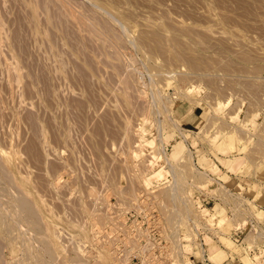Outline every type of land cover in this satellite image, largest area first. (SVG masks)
<instances>
[{"label":"rangeland","instance_id":"1","mask_svg":"<svg viewBox=\"0 0 264 264\" xmlns=\"http://www.w3.org/2000/svg\"><path fill=\"white\" fill-rule=\"evenodd\" d=\"M44 1L0 0V264H145L148 225L156 264L220 261L219 244L246 262L232 234L260 240L264 215V0H57L92 34Z\"/></svg>","mask_w":264,"mask_h":264},{"label":"bare ground","instance_id":"2","mask_svg":"<svg viewBox=\"0 0 264 264\" xmlns=\"http://www.w3.org/2000/svg\"><path fill=\"white\" fill-rule=\"evenodd\" d=\"M3 1H4V0H3ZM12 1H13V0H12ZM19 1H20V0H19ZM40 1H41V0H40ZM50 1H51V0H50ZM52 1H53V0H52ZM52 1H51V2H52ZM59 1L61 2V0H59ZM15 2H16V0H15ZM34 2H35V0H34ZM43 2H45V1L43 0ZM51 2H50V3H51ZM54 2H56V5L59 7V5H58V3H57V0H54L53 3H54ZM60 2H59V3H60ZM45 3H46V2H45ZM50 3L48 2V4H50ZM23 4H24V3H23ZM34 4H36V3H34ZM39 4H40V3H38V5H39ZM48 4H47V5H48ZM63 4H64V3H63ZM63 4L61 3V4H60V7H63V6H61V5H63ZM76 4H77V3H76ZM1 5H2V7H3L4 4H1ZM19 5H20V4H18V6H19ZM30 5H31V0H30ZM42 5H43V4H42ZM45 5H46V4H45ZM67 5H68V4H67ZM71 5H72V4H71ZM78 5H80V4L78 3ZM82 5H83V4H82ZM52 6H53V5H52ZM54 6H55V5H54ZM69 6H70V5H69ZM76 6H77V5H76ZM38 7H39V6H38ZM40 7H41V5H40ZM55 7H56V6H55ZM60 7H59V8H60ZM64 7L66 8L67 6H64ZM64 7H63V8H64ZM18 8H19V7H18ZM18 8H17V9H18ZM23 8H24V7H23ZM31 8H32V7H31ZM44 8H45V7H44ZM52 8H53V7H52ZM59 8H57V9H59ZM63 8H62V9H63ZM80 8H82V7H80ZM3 9H4V8H3ZM34 9H35V7H34ZM34 9H33V10H34ZM55 9H56V8H55ZM69 9H70V8L67 7V9H65V10H66L65 13H66L67 10H69ZM72 9H73V8H72ZM77 9H78V8H77ZM5 10H6V9H5ZM21 10H22V9H21ZM48 10H49V9H48ZM53 10H54V9H53ZM53 10H52V11H53ZM59 10H61V8H60ZM63 10H64V9H63ZM63 10H61V11L64 12ZM82 10H83V9H82ZM22 11H23V10H22ZM22 11H21V13H22ZM61 11H60V12H61ZM69 11H70V12H69ZM69 11H68L69 13H73V14L75 13V12H72L71 9H70ZM85 11H86V10H85ZM85 11H84V12H85ZM88 11L90 12L89 9H88ZM26 12H27V11H26ZM36 12H37V11H36ZM39 12H41V11H39ZM48 12H49V11H48ZM57 12H58V10H57ZM62 12H61V13H62ZM68 12H67V13H68ZM81 12H83V11H81ZM86 12H87V11H86ZM92 12H93V11H92ZM23 13H24V12H23ZM27 13H28V12H27ZM34 13H35V12H34ZM55 13H56V12H55ZM65 13H62V14H63V17L66 18V14H65ZM79 13H80V12H79ZM35 14H36V13H35ZM38 14H40V13H38ZM41 14H42V12H41ZM41 14H40V15H41ZM58 14H59V13H58ZM64 14H65V15H64ZM77 14H78V12H77ZM77 14L75 13L74 15H75L76 17H79V16H77ZM80 14H81V13H80ZM107 14H109V13H107ZM24 15H25V14H24ZM42 15H43V14H42ZM46 15H47V14H46ZM53 15H54V14H53ZM56 15H57V14H56ZM67 15H69V14H67ZM84 15H85V13H84ZM87 15H88V13H87ZM36 16H38V15H36ZM43 16H45V15H43ZM49 16H50V15H49ZM72 16H73V15H72ZM89 16H90V15H89ZM17 17L19 18V17H21V16H17ZM39 17H40V16H39ZM39 17H37V18H39ZM57 17H58V16H57ZM76 17H75V18H76ZM80 17H81V15H80ZM80 17H79V19H78V18L76 19V23H77L76 25H77V26L79 25V23H78L79 21H77V20H80V26H79V28L82 27V26H81V23H82L81 21H83L82 18L80 19ZM87 17H88V16H87ZM91 17H94V16L92 15ZM22 18H24V17H22ZM27 18H29V20H30V16L27 17ZM40 18H41V17H40ZM44 18H45V17H44ZM68 18H71V17L68 16ZM66 19H67V18H66ZM102 19H103V18H102ZM18 20H19V19H18ZM46 20H48V17H47ZM55 20H56V19H55ZM104 20H105V19H104ZM31 21H32V19H31ZM41 21H42V19H41ZM61 21H63V20H61ZM64 21H65V20H64ZM69 21H71V23L74 22L73 18H72L71 20L69 19ZM72 21H73V22H72ZM89 21H90V19H89ZM12 22H13V20H12ZM15 22H17V21H15ZM48 22H49V23H50V22H53V20L51 21V18H49V21H48ZM59 22H60V21H59ZM83 22H84V23L82 24V25H83V29H85V28H87L89 25H87V24L85 25L86 22H85V21H83ZM92 22H93V21H92ZM94 22H95V21H94ZM96 22H97V21H96ZM99 22H100V21H99ZM0 23H2V21H1ZM3 23H4V22H3ZM23 23H24V22H23ZM44 23H45V22H44ZM87 23H89V22L87 21ZM30 24H31V23H30ZM52 24H53V23H52ZM61 24H62V23H61ZM103 24H104V23H103ZM105 24H106V23H105ZM28 25H29V24H28ZM32 25H33V24H32ZM32 25H31V26H32ZM84 25H85V28H84ZM101 25H102V24H101ZM101 25H100V26H101ZM3 26H5V25H3ZM8 26H9V25H8ZM20 26H21V25H20ZM24 26H25V25H24ZM59 26H60V25H59ZM69 26H70V25H69ZM108 26H109V25H108ZM1 27H2V26H1ZM1 27H0V28H1ZM26 27H27V25H26ZM43 27H44V26H43ZM47 27H48V26H47ZM101 27H102V29H105V28H103V26H101ZM104 27H105V26H104ZM106 27H107V25H106ZM111 27H112V26H111ZM111 27H110V28H111ZM33 28H34V27H33ZM89 28H90V26H89ZM89 28H87V30H89ZM98 28H99V27H98ZM107 28H108V27H107ZM2 29H3V28H1V30H2ZM23 29H24V28H23ZM39 29H40V28H39ZM47 29H48V28H47ZM75 29H76V28H75ZM95 29H96V28H95ZM95 29L91 27V28H90V33H91V32H94V31L97 32V30H95ZM80 30H81V29H80ZM93 30H94V31H93ZM3 31H4V30H3ZM12 31H13V30H12ZM28 31H29V30H28ZM30 31H31V30H30ZM49 31H50V30H49ZM81 31H84V30H81ZM81 31H80V32H81ZM103 31H105V30H103ZM113 31H114V30H113ZM32 32H33V31H32ZM35 32H36V31H35ZM77 32H78V31H77ZM86 32H87V31H85V33H86ZM105 32H107V31H105ZM118 32H119V31H118ZM1 33H2V32H1ZM12 33H14V32H12ZM36 33H37V32H36ZM63 33H64V32H63ZM78 33H79V32H78ZM82 33H83V32H82ZM82 33H81V35H82ZM87 33H88V32H87ZM98 33H99V32H98ZM6 34H7V33H6ZM6 34H5V35H6ZM37 34H38V33H37ZM60 34H61V33H60ZM88 34H89V33H88ZM91 34H92V33H91ZM106 34H107V33H106ZM77 35H78V34H77ZM116 35H118V34H115V36H116ZM120 35H121V34H120ZM2 36L4 37V34H2ZM66 36H67V35H66ZM78 36H79V35H78ZM95 36H96V35H95ZM95 36H94L93 38H95ZM105 36H107V35H105ZM110 36H111V35H110ZM113 36H114V35H113ZM115 36H114V37H115ZM5 37H6V36H5ZM7 37H8V36H7ZM52 37H53V36H52ZM58 37H59V36H58ZM80 37H81V36H80ZM122 37H123V36H122ZM1 38H2V37H1ZM13 38H14V37H13ZM15 38H16V37H15ZM82 38H83V37H82ZM93 38H92V39H93ZM101 38H102V37H101ZM2 39H3V38H2ZM17 39H18V38H17ZM87 39H88V38H87ZM109 39H110V38H109ZM111 39H112V38H111ZM120 39H121V38H120ZM52 40H53V39H52ZM52 40H51V41H52ZM56 40H57V39H55L54 41H56ZM90 40H91V39H90ZM101 40H103V39H100V41H101ZM112 40H113V39H112ZM114 40H115V39H114ZM6 41H7V40H6ZM11 41H12V40H11ZM43 41L45 42L46 40H43ZM62 41H63V39H62ZM93 41H94V40H93ZM103 41H104V40H103ZM103 41H101V42H103ZM115 41H117V40H115ZM125 41H126V40H125ZM46 42H47V41H46ZM60 42H61V41H60ZM95 42H97V41H95ZM118 42H120V41H118ZM4 43H5V42H4ZM55 43H56V42H55ZM77 43H78V42H77ZM77 43H76V44H77ZM91 43H92V42H91ZM104 43H105V42H104ZM115 43H117V42H115ZM1 44H2V43H1ZM18 44H20V42H19ZM47 44H48V43H47ZM59 44H60V43H59ZM71 44H72V43H71ZM106 44H108V43H106ZM112 44H113V43H112ZM4 45H5V44H4ZM55 45H56V44H55ZM73 45H74V44H73ZM90 45H91V44H90ZM95 45H96V44H95ZM97 45H98V43H97ZM97 45H96V46H97ZM104 45H105V44H104ZM117 45H118V43H117ZM12 46H13V44H12ZM70 46H71V45H70ZM121 46H123V45L121 44ZM1 47H2V46H1ZM5 47H6V46H5ZM19 47H20V46H19ZM59 47H60V45H59ZM62 47H63V46H62ZM97 47H98V46H97ZM108 47H109V46H108ZM14 48H15V47H14ZM53 48H55V47H53ZM71 48H72V46H71ZM47 49H48V48H47ZM57 49H58V47H57ZM59 49H60V48H59ZM96 49H97V48H96ZM112 49H113V48H112ZM5 50H6V49H5ZM98 50H99V49H98ZM1 51H2V50H1ZM48 51H49V50H48ZM50 51H51V50H50ZM115 51H116V50H115ZM115 51H114V52H115ZM2 52H3V51H2ZM55 52H56V51H55ZM109 52H113V50H112V51H109ZM0 53H1V52H0ZM16 53H17V52H16ZM47 53H49V52H47ZM56 53H59V52H56ZM107 53H108V52H107ZM108 54H112V53H108ZM6 55H7V54H6ZM61 55H62V54H61ZM101 55H102V53H101ZM7 56H8V55H7ZM104 56H105V55H104ZM113 56H114V55H112L111 57L113 58ZM118 56H119V55H118ZM58 57H59V56H58ZM5 58H6V57H5ZM14 58H15V57H14ZM56 58H57V57H56ZM147 58H148V57H147ZM3 59H4V58H3ZM20 59L22 60V58H20ZM62 59H63V58H62ZM116 59H118V58H116ZM119 59H120V58H119ZM134 59H135V58H134ZM134 59H133V60H134ZM60 60H61V58H60ZM128 60H129V58H128ZM5 61H6V60H5ZM14 61H15V59H14ZM58 61H59V60H58ZM134 61H135V60H134ZM6 62H7V61H6ZM129 62H130V61H129ZM131 62H133V61H131ZM131 62H130V63H131ZM11 63H12V62H11ZM58 63H61L60 65H62L63 62L60 61V62H58ZM13 66H14V63H13ZM1 67H2V66H1ZM14 67H15V66H14ZM17 67H19V66H17ZM127 67H128V66H127ZM7 68H8V66H7ZM61 68H62V67H61ZM128 68H129V67H128ZM136 68H137V67H136ZM13 69H14V68H13ZM19 69H20V68H19ZM19 69H18V70H19ZM62 69H63V68H62ZM126 69H127V68H126ZM137 69H138V68H137ZM3 70H5V69H3ZM28 71H29V70H28ZM9 72H10V70H9ZM12 72H15V70H13ZM18 72H20V70H19ZM122 72H123V71H122ZM131 72H132V71H131ZM138 72H139V71H138ZM117 73H120V71H117ZM13 74H14V73H13ZM24 74H25V73H24ZM120 74H121V73H120ZM123 74H124V73H123ZM129 74H130V73H129ZM132 74H133V73H132ZM139 74H140V73H139ZM4 75H5V74H4ZM6 75H7V74H6ZM29 75H30V74H29ZM21 76H22V75H21ZM115 76H116V75H115ZM126 77H127V76H126ZM4 78H5V76H4ZM15 78H17V77H15ZM23 78H24V77H23ZM32 78H33V77H32ZM121 78H122V76H121ZM124 78H125V77H124ZM17 79H18V78H17ZM30 79H31V78H30ZM59 79H60V78H59ZM128 79H129V78H128ZM128 79H127V81H129ZM7 80H8V79H7ZM7 80H6V81H7ZM41 80H42V79H41ZM18 81H19V80H18ZM38 81H39V80H38ZM60 81H61V80H60ZM118 81H119V80H117V82H118ZM14 82H15V80H14ZM133 82H134V80H133ZM138 82H140V80H139ZM142 82H143V81H142ZM7 83H9V82H7ZM42 83H43V82H42ZM46 83H47V82H46ZM119 83H120V82H119ZM121 83H122V79H121ZM34 84H35V83H34ZM60 84H61V83H60ZM117 84H118V83H117ZM122 84H123V83H122ZM127 84H129V83L127 82ZM130 84H131V83H130ZM14 85H15V84H14ZM115 85H116V84H115ZM119 85H120V84H119ZM121 86H124V85H121ZM125 86H129V85H125ZM125 86L123 87L124 89H125ZM10 88H11V87H10ZM10 88H9V89H10ZM126 88H127V87H126ZM129 89H130V86H129ZM32 90H33V89H32ZM57 90H58V89H57ZM59 90H60V89H59ZM59 90H58V91H59ZM119 90H120V89H119ZM122 90H123V89H122ZM139 91H140V90H139ZM10 92H11V90H10ZM59 92H60V91H59ZM140 92H141V91H140ZM54 93H55V92H54ZM57 96H59V95H57ZM153 96H154V95H153ZM28 97H29V96H28ZM155 99H156V98H155ZM21 100H22V99H21ZM28 100H30V99H28ZM18 102H19V100H18ZM20 102H22V101H20ZM22 103H23V102H22ZM26 104H27V103H26ZM28 104L30 105V103H28ZM63 104H64V103H63ZM40 130H41V129H40ZM227 138H228V139H227V140H228V145H229L231 148H235L236 146H238V145H237V139H236L234 133H231L230 135H228ZM237 148H238V147H237ZM6 156H8V155H6ZM8 157H9V156H8ZM9 158H10V157H9ZM8 160H9V159H8ZM8 160H7V161H8ZM0 161H1V159H0ZM237 162H238V163H236L237 165H238L239 163H241V159H240L239 161H237ZM1 163H2V161H1ZM0 165H1V166H0V171H1V168H4V169H5V167H3L4 164H0ZM4 166H5V165H4ZM174 168H175V167H174ZM7 170H8V169H7ZM176 170H177V169H176ZM176 170H175V172H177ZM4 171H6V170H4ZM4 171L2 170L1 172L4 173V175L7 174V172H4ZM1 172H0V174H1ZM8 173H10V172L8 171ZM4 175H3V177H4ZM152 175H153V174H152ZM5 176H7V175H5ZM8 177H9V178H12V177H10V176H8ZM8 177H6V178H8ZM155 178H157V177H155ZM10 180H11V179H10ZM12 180H13V179H12ZM12 180H11V182L13 183L14 181H12ZM227 180H228V178H227ZM6 181H7V180H6ZM1 182H2V180H1ZM14 183H15V182H14ZM14 183H13V184H14ZM16 184H17V183H16ZM14 185H15V184H14ZM14 185H13V186H14ZM13 186H12V187H13ZM17 186H18V185H17ZM17 186H16V187H17ZM3 187H4V185H3ZM33 188H34V187H33ZM2 189H3V188H2ZM5 189H7V188H5ZM7 190H8V189H7ZM16 191H17V190H16ZM6 192H7V191H6ZM17 192H18V191H17ZM15 193H16V192H15ZM18 193H19V192H18ZM21 193L23 194V191H20V194H21ZM6 194H8V193H6ZM18 195H19V194H18ZM23 195H24V194H23ZM25 195H26V194H25ZM36 195H37V194H36ZM170 195L173 196V197H175L176 193H175L174 189L171 191ZM16 197H18V196H16ZM20 197H21V196H20ZM20 197H18V198H20ZM37 197H38V196H37ZM18 198H16V199L18 200ZM24 199H25V197H24L23 200H21V202H19L18 204H20V205L24 208V210L26 211L25 214H26V213L29 214V216L27 215L28 220H29V218H31V215H32V216H34V215H37V216H38L39 214H35V213H34L35 211H38V210H36L35 207H33V208H34V210H33L32 206H31L33 203H32L31 205L28 204V200H30V198H28V199L26 198L27 201L24 200ZM41 200H42V199H41ZM30 201H31V200H30ZM41 202H42V201H41ZM9 203H10V202H9ZM16 204H17V203H16ZM18 206H19V205H18ZM14 207H15V206H14ZM17 209H18V207H17ZM44 209H46V208L44 207ZM10 210H11V209H10ZM20 210H22V209L20 208ZM22 211H23V210H22ZM46 211H47V210H46ZM18 212H19V211H18ZM0 213H1V211H0ZM23 213H24V212H23ZM23 213H22V214L20 213V214L23 215ZM36 213H37V212H36ZM2 214H3V213H2ZM8 214H9V213H8ZM18 214H19V213H18ZM6 216H7V215H6ZM37 216H36V217H37ZM20 217H21V216H20ZM38 217H39V219H41L40 216H38ZM10 218H11V217H10ZM32 218H34V217H32ZM23 219H24V218H23ZM25 219H26V217H25ZM35 219L37 220V218H35ZM35 219H34V220H35ZM0 220H1V219H0ZM17 220H18V219H17ZM36 220L34 221L35 223H37ZM3 221H4V220H3ZM24 221H25V220H24ZM29 221H30V220H29ZM31 221H32V220H31ZM31 221H30V222H31ZM7 222H8V221H7ZM25 222H26V221H25ZM25 222H24V223H25ZM30 222H28V223L30 224ZM1 223H2V222H1ZM4 223H6V221H5ZM40 223H41V224H40ZM40 223H38V225L40 224L41 226H43L42 224L45 223V222H42V221H41ZM29 224H28V225H29ZM31 224H33V223L31 222ZM5 225H6V224H5ZM7 225H8V224H7ZM25 225H26V224H25ZM28 225H27V226H28ZM38 225H36V226H38ZM8 226H9V225H8ZM36 226L33 225L34 228H38V227H39V226H38V227H36ZM41 226H40V228H41ZM47 226H48V225H47ZM54 226H55V225H54ZM57 227H58V226H57ZM31 228H32V227H31ZM31 228H29V229H31ZM42 228H43V227H42ZM44 228H45V227H44ZM44 228H43V229H44ZM43 229H42V230H43ZM48 229H49V228H48ZM33 230H34V229H33ZM36 230H37V229H36ZM40 230H41V229H40ZM40 230H39V228H38L37 231H40ZM44 230H45V229H44ZM46 230H47V229H46ZM52 230H55V228L52 227ZM62 231H63V230H62ZM0 232H1V231H0ZM55 232H58V231L56 230ZM55 232H54L53 236H54V235L59 236V235H57V233H55ZM59 233H60V230H59ZM61 233H62V232H61ZM61 233H60V236H59V237H61ZM41 236H42V235H41ZM56 236H55V237H56ZM62 237H63V236H62ZM40 238H41V237H40ZM43 238H44V237H43ZM57 238H58V237H57ZM58 239H59V238H58ZM58 239H56L55 241H57ZM60 239H61V238H60ZM36 240L38 241L39 239L36 238ZM41 241H42V239H40V242H41ZM44 241H45V240H44ZM59 241H60V242H59ZM59 241H58V242L61 243V240H59ZM46 242H47V241H46ZM58 242H57V243H58ZM54 243H55V242H54ZM46 244H47V243H46ZM55 245H56V244H55ZM48 246H49V245H48ZM53 246H54V245H53ZM80 246H81V245H80ZM105 246H106V245H105ZM57 247H58V246H57ZM210 247H211V250H212V251H214L216 248H218V246H217L216 243H210ZM49 248H51V246H50ZM51 249H52V248H51ZM51 249H50V250H51ZM48 250H49V249H48ZM48 250H47V251H48ZM108 250H109V248H108ZM53 252H54V251H53ZM47 253H48V252H47ZM109 254H110V252H109ZM216 254L218 255L219 253H216ZM37 258H38V257H37ZM37 258H36V260H37ZM33 259H34V258H33ZM41 259H43V258H41ZM43 260H44V259H43ZM44 261H45V260H44ZM35 262H36V261H35ZM39 263H41V262H39ZM105 263H106V262H105ZM37 264H38V263H37ZM42 264H43V262H42Z\"/></svg>","mask_w":264,"mask_h":264},{"label":"crops","instance_id":"3","mask_svg":"<svg viewBox=\"0 0 264 264\" xmlns=\"http://www.w3.org/2000/svg\"><path fill=\"white\" fill-rule=\"evenodd\" d=\"M184 116H187L189 119H191V120H189L190 123H195V124L199 123V119H198L199 116H198V114H196L194 112L193 109L192 110H188L187 112L183 113V115L181 117L183 118ZM225 209H226V212H225L226 214H228L230 216L233 215L232 211H230L228 209V207H226ZM248 224H249V222H248ZM259 224H260V226H259L260 228H259V231H257V232L258 233H260L261 231L264 232L262 230V228H264V215L262 216V221L259 222ZM238 227L236 226L234 228V234H232V236H233L232 238H233V240H236V242H239L238 244L242 245L243 254H245L247 264H264V241H263L264 238L262 236H259L260 234H258L256 232L257 233L256 236L260 237V240L255 239L251 244H248V243H246V241L243 240L244 238L239 237V236H242L243 233H241V230L240 231L238 230ZM240 228H244L243 224H241ZM252 228H253V226H251L249 229L252 230ZM238 237H239V239H238ZM200 240H201L200 241L201 244L205 243V242L202 241V238H200ZM250 241H252V240H250ZM207 246H208V244H207ZM219 246H220V248L222 250L225 251V255H226L225 258H223L220 261H214V260L210 259V252H209V248L207 247L208 249L207 248L206 249L205 248L202 249V254L203 255L200 256V257H197L195 255V252L190 253L189 254L190 255L189 259H185L186 262L184 261V263L185 264H205L204 261H203V257L206 256V257H208L210 259L211 263H213V264H246V262L243 259H241V257L236 252L231 251L228 247L226 248L225 246H223L221 244H219Z\"/></svg>","mask_w":264,"mask_h":264},{"label":"built area","instance_id":"4","mask_svg":"<svg viewBox=\"0 0 264 264\" xmlns=\"http://www.w3.org/2000/svg\"><path fill=\"white\" fill-rule=\"evenodd\" d=\"M147 222H151L152 218L155 220V215L152 213L149 216H144ZM134 221L137 223L140 220L134 219ZM136 240L139 244V247L141 248L142 244H150V248L146 249L144 252H142V249L138 251L133 257L139 259L140 261H143L145 264H156L154 261L161 260L163 261L165 257V240L164 236L161 234L160 231H158L154 225H148L146 226V229L144 231H137L136 233ZM203 255V254H202ZM163 258V259H159ZM151 260V263L149 261ZM203 261L205 264H213L211 263L210 259L208 257H203Z\"/></svg>","mask_w":264,"mask_h":264}]
</instances>
